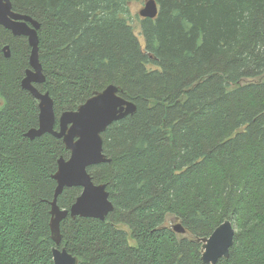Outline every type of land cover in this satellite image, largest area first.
<instances>
[{
    "label": "trees",
    "instance_id": "1",
    "mask_svg": "<svg viewBox=\"0 0 264 264\" xmlns=\"http://www.w3.org/2000/svg\"><path fill=\"white\" fill-rule=\"evenodd\" d=\"M142 1L12 0L41 24L38 87L57 120L110 84L137 106L103 133L110 162L89 168L114 210L63 220L60 247L78 264H206L202 240L230 220L217 264H264V0H156L138 33L131 4ZM31 52L0 25V264H55L53 176L70 151L27 136L40 114L22 86ZM81 193L65 188L58 205Z\"/></svg>",
    "mask_w": 264,
    "mask_h": 264
},
{
    "label": "water",
    "instance_id": "2",
    "mask_svg": "<svg viewBox=\"0 0 264 264\" xmlns=\"http://www.w3.org/2000/svg\"><path fill=\"white\" fill-rule=\"evenodd\" d=\"M159 7L156 0H146L139 15L144 18H155ZM0 25L10 30L15 36L28 38L32 48L30 68L22 81L28 90L39 101V124L27 132L31 139L46 133L63 140L70 151L68 159L62 157L58 161V170L54 174L57 182L52 201V237L56 243L53 248L55 264H78V259L62 243L61 223L68 217H93L105 220L114 205L106 184H97L89 172V168L101 163L110 162L104 153L103 133L117 120L136 112L137 106L121 95V89L115 84L108 85L97 92L76 110L63 112L59 119L54 108V100L49 92L41 91L39 84L45 82L42 64L39 59L40 22L30 15L14 10L12 0H0ZM5 55L10 56L9 46L5 47ZM57 121L59 123L56 128ZM80 187L82 193L70 209H62L58 198L65 188ZM175 231L185 233L186 229L180 222L174 225ZM235 227L230 220L223 222L209 236L204 238L202 260L206 264H217L222 258L230 256L233 246Z\"/></svg>",
    "mask_w": 264,
    "mask_h": 264
},
{
    "label": "rangeland",
    "instance_id": "3",
    "mask_svg": "<svg viewBox=\"0 0 264 264\" xmlns=\"http://www.w3.org/2000/svg\"><path fill=\"white\" fill-rule=\"evenodd\" d=\"M145 5V1L142 2H134L131 4V11H132V23L133 25L136 27V30L139 31V26H140V21H139V11L144 7ZM179 222V220L177 218H175L174 216H169L167 218V224L168 225H174L175 223ZM183 236H187V234L183 233Z\"/></svg>",
    "mask_w": 264,
    "mask_h": 264
}]
</instances>
